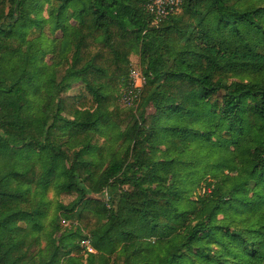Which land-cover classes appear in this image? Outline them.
I'll list each match as a JSON object with an SVG mask.
<instances>
[{
  "label": "trees",
  "instance_id": "trees-1",
  "mask_svg": "<svg viewBox=\"0 0 264 264\" xmlns=\"http://www.w3.org/2000/svg\"><path fill=\"white\" fill-rule=\"evenodd\" d=\"M146 5L0 0V264H264V0Z\"/></svg>",
  "mask_w": 264,
  "mask_h": 264
},
{
  "label": "built area",
  "instance_id": "built-area-1",
  "mask_svg": "<svg viewBox=\"0 0 264 264\" xmlns=\"http://www.w3.org/2000/svg\"><path fill=\"white\" fill-rule=\"evenodd\" d=\"M181 0H147V10L151 13L152 25H158L170 14L179 10ZM145 84V77L140 70H136L130 65L128 85L125 91L119 96L118 102L121 108L136 107L139 102L140 92ZM84 248L88 252H93L88 241Z\"/></svg>",
  "mask_w": 264,
  "mask_h": 264
},
{
  "label": "rangeland",
  "instance_id": "rangeland-1",
  "mask_svg": "<svg viewBox=\"0 0 264 264\" xmlns=\"http://www.w3.org/2000/svg\"><path fill=\"white\" fill-rule=\"evenodd\" d=\"M130 60H131V65H132V67L133 68H135L136 70H140V71H142V66H141V64H140V62H139V58L138 57H136V56H133V55H131V57H130ZM127 85H128V79H127ZM127 85L125 86H121L120 88H119V90H118V94H119V96H121V94L125 91V89L127 88ZM69 94H71V95H80V94H84V92H83V90L82 89H80V88H77V87H74L73 88V90L71 91V92H69ZM147 112L148 113H150V112H152V110L149 108V109H147ZM225 173H227V172H225ZM0 174H1V170H0ZM212 177L211 176H206V178L204 179V181L201 183V187H199L196 191H195V196H198V195H202V194H204L205 192H208V190L209 189H207V187H206V184L207 183H210V182H212ZM48 198L53 202H55L57 199L56 198H54V196H53V192L51 191V192H49V194H48ZM103 198L104 197H101V196H99V199H101V200H103ZM63 201L64 202H68L69 201V199L68 198H63ZM51 212H52V210H51ZM50 212V213H51ZM62 219V218H61ZM69 221V226L68 227H60L61 228V230L63 231V230H66L67 232L68 231H74L75 230V226L77 225V223H76V221H75V219H70V220H68ZM80 240V241H79ZM77 242H78V244H79V246H84L86 243V240L84 241L83 239H78L77 240Z\"/></svg>",
  "mask_w": 264,
  "mask_h": 264
}]
</instances>
